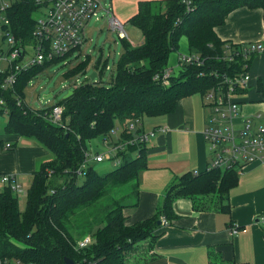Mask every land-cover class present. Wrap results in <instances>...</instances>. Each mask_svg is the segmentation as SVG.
I'll return each mask as SVG.
<instances>
[{
    "label": "trees",
    "instance_id": "obj_1",
    "mask_svg": "<svg viewBox=\"0 0 264 264\" xmlns=\"http://www.w3.org/2000/svg\"><path fill=\"white\" fill-rule=\"evenodd\" d=\"M36 1L15 0L10 8L11 29L21 41L31 39L32 13L41 7ZM242 6L264 12V0H191V11L181 0L139 2L129 23L140 30L141 42L130 45L121 39L119 60L106 83L80 84L71 95L52 105L29 107L24 90L57 60L20 72L16 83L6 89L1 87L6 74L0 73V114L7 117L4 131L32 139L52 155L33 172L23 211L17 194L9 186L0 188V256L38 264H65L64 258L73 264H126L127 252L153 236L161 215L173 217L174 199L214 196L219 210L225 209L222 203L238 180L233 168L182 175L167 189L161 213L132 225L125 224L122 210L132 203L134 191L129 188V192L114 194V189L136 182L138 172L146 166L145 146L136 156L123 153L121 164L105 174H99L92 165L80 174L77 170L88 151L86 142L110 136L116 123L120 139L126 140L131 137V122L171 113L181 98L202 95L215 84L212 70L230 72L227 62L218 60L225 41L216 36L214 28ZM182 37L189 53L199 55L203 63L174 66L164 83L162 76L170 66V54L178 51ZM102 62L97 61V75L107 67L106 61L104 65ZM83 66L65 76L76 75ZM201 72L204 74L199 75ZM54 106L63 107L64 127L48 119ZM87 234L94 236L93 242L77 249V242Z\"/></svg>",
    "mask_w": 264,
    "mask_h": 264
},
{
    "label": "crops",
    "instance_id": "obj_2",
    "mask_svg": "<svg viewBox=\"0 0 264 264\" xmlns=\"http://www.w3.org/2000/svg\"><path fill=\"white\" fill-rule=\"evenodd\" d=\"M143 1L163 0H110V6L117 19L129 22ZM214 32L221 41L235 44L264 41V12L261 8L237 7ZM188 53L187 47L184 54ZM249 65V87L239 93L249 97L247 104L236 98L242 117L263 111L253 106L256 92L264 93L262 75L258 74L264 69V51L254 55ZM252 78L257 79L255 88L250 86ZM209 112L202 95L196 93L178 100L171 113L148 118L149 129L160 125L166 129L149 137L145 144L146 166L130 185L134 191L132 203L122 210L126 225L161 213L167 189L182 175L207 170L209 151L203 130ZM117 126L116 133L120 130ZM13 140L12 148L5 149L4 145V150L0 140V173H14L17 179L21 174H33L40 160L52 157L33 140L15 135ZM222 205L225 209L219 210L214 196L174 199L173 217L161 215L148 244H139L140 249L129 254L126 264H264V164L252 162L239 171L237 183L229 189ZM162 217L167 224L161 223ZM233 227L237 233H230Z\"/></svg>",
    "mask_w": 264,
    "mask_h": 264
},
{
    "label": "built area",
    "instance_id": "obj_3",
    "mask_svg": "<svg viewBox=\"0 0 264 264\" xmlns=\"http://www.w3.org/2000/svg\"><path fill=\"white\" fill-rule=\"evenodd\" d=\"M187 11H191V0H181ZM15 0H0V31L2 34L0 45V73H5L1 87H12L18 74L33 65L44 63H56L63 60L85 42V28L89 21L95 20V26L100 24V18H106L109 31L116 33L119 39H127L123 24L112 13L111 6L106 8L100 0H37L41 7L33 16L34 28L31 33L32 49L34 54L27 55L26 47L29 45L17 39L11 29L9 11ZM264 51V41L235 44L225 42L218 60L225 61L231 67V71L218 72L212 70L210 75L217 78L212 87L202 94L205 105L209 108L207 125L203 130V137L207 141L209 151V169H235L241 171L247 164L260 162L264 164V110L257 112L253 117H242L239 111V101L236 96L249 87L251 76L249 74L250 61L254 55ZM203 58L199 55L180 54L175 66L202 65ZM108 69V66L106 67ZM173 67L165 69L162 82L166 83L171 75ZM204 73H199L203 75ZM97 75V72H96ZM96 77V76H95ZM93 82L94 79H93ZM3 101L0 100V106ZM63 114L62 106H54L48 114V119L56 125L61 124ZM1 117V114H0ZM142 121L136 120L128 125L131 137L121 140L116 132H110V136L103 139L105 151L109 152V158L99 151L91 148L85 154V160L77 173L80 174L88 165L101 163L105 160L113 161L118 167L122 160V154H131L145 146L149 137H153L158 131H164L165 126H158L148 131L142 127ZM218 125V126H217ZM114 136L115 138H112ZM13 144L6 143L5 149L12 148ZM135 150H130V148ZM9 186L16 194H26V190L17 182L16 174L0 173V188ZM264 220V215L261 217ZM162 224H167L165 217L161 218ZM230 233H237L235 227ZM93 240L88 235L81 238L76 248H84ZM0 264H38L24 262L12 256H0Z\"/></svg>",
    "mask_w": 264,
    "mask_h": 264
},
{
    "label": "rangeland",
    "instance_id": "obj_4",
    "mask_svg": "<svg viewBox=\"0 0 264 264\" xmlns=\"http://www.w3.org/2000/svg\"><path fill=\"white\" fill-rule=\"evenodd\" d=\"M42 1H46V0H42ZM100 2L106 8L110 6V0H100ZM45 9H46L45 6L41 7V10L44 11ZM35 13L34 12L32 13L33 16L35 15ZM119 21L123 24L124 31L127 35V39L125 40H127L130 45L139 44L142 40V35L140 30L131 23L126 22V20L124 21L121 19ZM84 34H85L84 44L78 49H76L74 52H72L70 55L65 57L69 59L67 63H64L62 60L58 63L51 64L49 67L46 68V70H44L43 73H41L38 77H36L29 83L27 88L24 90L25 102L29 107L39 108L42 105H52L54 103L59 102L65 96V94L70 90L72 91L74 87L86 83L88 81L92 82L93 80L90 79V75L92 72L95 71L98 59L104 61L101 63V65H104L106 61V65L108 66V69H105L102 74L96 75L94 81L95 82L102 81L104 83L107 82V80L110 78V75L112 73L111 70L113 68V65L116 64L119 60L122 49V41L121 39L118 38L116 33H113L108 30L106 18L104 16L100 18V24L98 26H95V20L89 21L88 24L86 25ZM1 38H2V34L0 31V45L2 43ZM22 41L23 43L29 44L26 47L27 50L26 52L28 56H32L34 54L32 46L30 45L32 43V39H30L29 41L23 38ZM179 52L181 54L187 52V42L184 37H182L179 41L178 51L171 52L169 57V65H170L169 67L175 65V59L177 53ZM82 63H84V66L81 70L77 71L76 75L70 77L65 76V73H69L70 71L74 70L76 67H78V65ZM249 74L251 75V70ZM258 74H261L263 76L262 77L260 75L262 78L261 85L264 90V69ZM252 80H254V83L252 81V83H250V86L251 88H255V86L257 85L256 83L257 79L252 78ZM49 94H51V97L45 98V95H49ZM245 94L243 95L242 93L236 96V98H241L240 101L245 100V102H242V104H247V99L249 98V97L247 98V95ZM254 97H255L254 103L256 104H254L255 106H253V108H258V110H264V93H262L261 91H259L258 93L256 92V95ZM6 121H7L6 116L0 117V140H2L1 141L2 149L6 143H10L13 145L15 144V141L13 140V135L4 131V125L6 124ZM141 123L143 124L142 125L143 129H145V131H148L150 126V122L148 121V118L144 117V122ZM114 131L116 132L115 129ZM119 132L120 130L118 129L117 130L118 134L117 133L116 134L119 135ZM104 138L105 136L104 137L98 136L93 140H91V142H86V144L89 145V149L91 148V152H94V150H99L103 152L107 158H109L110 153L105 151V147L102 144ZM112 138L115 137L112 136ZM27 140H32V139H27ZM49 153L51 154V152ZM135 154H136V150L131 153L132 156H134ZM40 162L41 160L37 163L36 169L39 168ZM93 166L96 169V171L101 175L110 172L116 168L114 162L109 160H105L104 162L101 163H95ZM19 176L20 177L16 179L17 182L27 191V189H29L31 186L32 174H27V175L21 174ZM129 188L130 185L127 184L118 189H114V194L117 192L121 194L125 192H129ZM17 198H18L19 209L20 211H23L26 203V194L18 193ZM128 199L129 198H127V200ZM87 235L91 237L92 240H94L93 235H89V234ZM147 240L148 239L141 242L143 244V247L148 244ZM143 250L144 249H142L141 251ZM132 252H134V250L127 252L126 258H128L129 254Z\"/></svg>",
    "mask_w": 264,
    "mask_h": 264
},
{
    "label": "water",
    "instance_id": "obj_5",
    "mask_svg": "<svg viewBox=\"0 0 264 264\" xmlns=\"http://www.w3.org/2000/svg\"><path fill=\"white\" fill-rule=\"evenodd\" d=\"M95 76H96V72L94 71V72L91 73V75H90V79L93 80V79L95 78ZM71 94H72V91L70 90V91H68V92L65 94V96H64L63 98H66V97H68V96L71 95ZM49 97H51V94H49V95H45V98H49ZM159 224H160V221L158 222V225H159ZM64 263H65V264H73L72 260L69 259V258H64Z\"/></svg>",
    "mask_w": 264,
    "mask_h": 264
}]
</instances>
